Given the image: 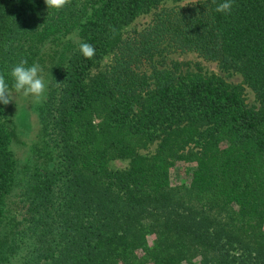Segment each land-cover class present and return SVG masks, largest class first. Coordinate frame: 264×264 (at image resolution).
<instances>
[{
    "label": "trees",
    "instance_id": "trees-1",
    "mask_svg": "<svg viewBox=\"0 0 264 264\" xmlns=\"http://www.w3.org/2000/svg\"><path fill=\"white\" fill-rule=\"evenodd\" d=\"M161 1L0 0V73L11 86L26 59L48 77L13 201L0 122V264H264V0L228 14L222 0ZM188 52L240 74L253 104L240 85L168 64ZM115 158L129 165L109 168Z\"/></svg>",
    "mask_w": 264,
    "mask_h": 264
},
{
    "label": "rangeland",
    "instance_id": "rangeland-1",
    "mask_svg": "<svg viewBox=\"0 0 264 264\" xmlns=\"http://www.w3.org/2000/svg\"><path fill=\"white\" fill-rule=\"evenodd\" d=\"M190 1L191 0H162L159 8L179 6ZM152 12H154V10L140 14L134 21L124 27V32H130L145 26L151 20ZM108 61L109 57L105 56L100 63L101 66L103 67ZM167 62L168 64L171 62L179 63L182 70L200 71L206 75H217L222 77L229 84L240 85L243 88L242 94L245 102L248 104H253L254 102V94L249 87L244 85L240 74L221 69L217 62L204 60L193 52L171 54L167 57ZM46 72L47 71L44 72L43 70L41 75H43L45 84L47 85L48 77ZM43 99L44 98L37 101L34 97H24L22 93H14V101L12 103L8 105L0 103V122L10 134L11 149L16 161V182L8 198V200L11 201L17 200V197H19L28 179V175L32 171L34 159H36L33 149L38 143V112ZM154 148L155 146L153 144L145 151L151 152ZM129 162V158H115L109 160L107 165L111 169H123L129 165ZM180 172L176 180L184 179V174H186V172L184 170Z\"/></svg>",
    "mask_w": 264,
    "mask_h": 264
},
{
    "label": "clouds",
    "instance_id": "clouds-1",
    "mask_svg": "<svg viewBox=\"0 0 264 264\" xmlns=\"http://www.w3.org/2000/svg\"><path fill=\"white\" fill-rule=\"evenodd\" d=\"M48 10H60L64 8L70 0H44ZM216 0H213L215 3ZM233 7V0H222L216 8L217 13L228 14ZM79 51L85 59H92L95 55L94 47L86 42L79 46ZM43 68L39 64L28 66L26 59H22L19 63L11 68L10 76L12 78V85L6 82L5 75L0 73V103L8 105L12 103L14 93H22L24 97H34L37 101L44 98L46 92V84L43 78ZM61 83H57L59 86Z\"/></svg>",
    "mask_w": 264,
    "mask_h": 264
}]
</instances>
